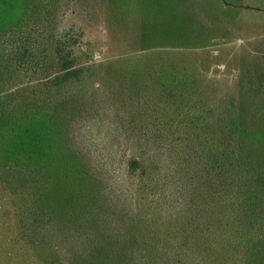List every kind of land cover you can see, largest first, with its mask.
<instances>
[{"label": "trees", "instance_id": "obj_1", "mask_svg": "<svg viewBox=\"0 0 264 264\" xmlns=\"http://www.w3.org/2000/svg\"><path fill=\"white\" fill-rule=\"evenodd\" d=\"M61 1L0 0V182L36 259L61 264L60 237L65 264H264V147L252 124L232 101L212 106L192 72L138 62L123 85L135 106L117 121L134 142L136 194L124 195L77 137L97 111L71 91L91 71L58 24ZM110 4L123 19L138 3Z\"/></svg>", "mask_w": 264, "mask_h": 264}, {"label": "rangeland", "instance_id": "obj_2", "mask_svg": "<svg viewBox=\"0 0 264 264\" xmlns=\"http://www.w3.org/2000/svg\"><path fill=\"white\" fill-rule=\"evenodd\" d=\"M110 1L63 0L58 24L79 39L76 61L91 71L71 89L78 105L97 111L95 119L76 126L77 137L103 159L115 187L127 196L136 194L126 172L134 142L117 121L135 106L123 85L138 62L168 63L201 78L211 105L232 101L236 114L252 124L255 147H264V82L257 79V72H264V0H137L135 13L123 19L115 18ZM250 86L260 93L247 96L243 89ZM0 185L6 190H0V264H41L20 236V209ZM52 246L65 264L67 244L54 237Z\"/></svg>", "mask_w": 264, "mask_h": 264}]
</instances>
